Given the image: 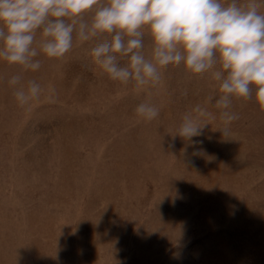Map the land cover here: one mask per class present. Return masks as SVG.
<instances>
[{
	"label": "rangeland",
	"instance_id": "374dc122",
	"mask_svg": "<svg viewBox=\"0 0 264 264\" xmlns=\"http://www.w3.org/2000/svg\"><path fill=\"white\" fill-rule=\"evenodd\" d=\"M104 39L74 34L68 54H41L36 71L0 59V264H264L255 93L232 98L239 118L226 125L215 104L219 65L202 74L169 65L155 85L123 84L91 55ZM144 45L151 58L147 29ZM17 74L41 85L39 99L19 105L7 82ZM143 102L159 109L156 119L136 114ZM196 106L209 114L193 137L202 143L173 139Z\"/></svg>",
	"mask_w": 264,
	"mask_h": 264
},
{
	"label": "clouds",
	"instance_id": "9594fccd",
	"mask_svg": "<svg viewBox=\"0 0 264 264\" xmlns=\"http://www.w3.org/2000/svg\"><path fill=\"white\" fill-rule=\"evenodd\" d=\"M259 8L257 0H0V59L36 71L41 54L56 59L68 54L75 34L81 41L110 36L91 55L111 80L123 84L155 85L160 69L169 65L183 64L193 74L219 65L213 76L222 94L215 104L224 110L221 118L227 125L239 118L230 111L233 97L252 99L254 92L255 102L264 107V14ZM93 10L90 21L85 20ZM145 29L152 40L151 58L143 52ZM7 82L15 86L20 106L39 99L43 91L34 80L24 83L20 74ZM54 93L49 90V103L55 102ZM135 112L147 121L159 116L149 102ZM208 115L196 106L171 136L202 143L193 137L203 134ZM220 131L228 134L227 128Z\"/></svg>",
	"mask_w": 264,
	"mask_h": 264
}]
</instances>
